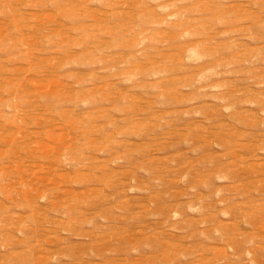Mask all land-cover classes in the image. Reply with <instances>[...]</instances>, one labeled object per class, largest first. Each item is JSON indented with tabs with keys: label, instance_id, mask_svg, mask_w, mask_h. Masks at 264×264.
I'll return each mask as SVG.
<instances>
[{
	"label": "rangeland",
	"instance_id": "374dc122",
	"mask_svg": "<svg viewBox=\"0 0 264 264\" xmlns=\"http://www.w3.org/2000/svg\"><path fill=\"white\" fill-rule=\"evenodd\" d=\"M0 264H264V0H0Z\"/></svg>",
	"mask_w": 264,
	"mask_h": 264
},
{
	"label": "bare ground",
	"instance_id": "6f19581e",
	"mask_svg": "<svg viewBox=\"0 0 264 264\" xmlns=\"http://www.w3.org/2000/svg\"><path fill=\"white\" fill-rule=\"evenodd\" d=\"M50 167V166H49ZM216 247V246H215ZM220 248V247H219Z\"/></svg>",
	"mask_w": 264,
	"mask_h": 264
}]
</instances>
